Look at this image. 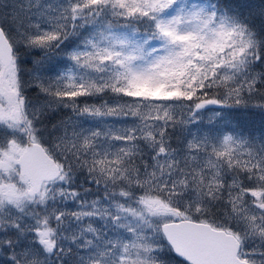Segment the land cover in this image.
I'll list each match as a JSON object with an SVG mask.
<instances>
[{"label":"snow or ice","instance_id":"snow-or-ice-1","mask_svg":"<svg viewBox=\"0 0 264 264\" xmlns=\"http://www.w3.org/2000/svg\"><path fill=\"white\" fill-rule=\"evenodd\" d=\"M250 107L264 4L0 0V264H264Z\"/></svg>","mask_w":264,"mask_h":264},{"label":"trees","instance_id":"trees-1","mask_svg":"<svg viewBox=\"0 0 264 264\" xmlns=\"http://www.w3.org/2000/svg\"><path fill=\"white\" fill-rule=\"evenodd\" d=\"M228 2L234 4V6L254 5L257 8L259 5L264 4V0H228ZM245 11L247 13L246 9ZM255 22L259 27L261 18L257 16ZM231 112L235 115L236 120L240 121L241 125L253 131L256 136L260 135V130L264 128V112L252 107L232 109Z\"/></svg>","mask_w":264,"mask_h":264},{"label":"rangeland","instance_id":"rangeland-1","mask_svg":"<svg viewBox=\"0 0 264 264\" xmlns=\"http://www.w3.org/2000/svg\"><path fill=\"white\" fill-rule=\"evenodd\" d=\"M233 3V2H232ZM234 6V4H232ZM61 59V56L57 53V54H53V62H57ZM210 107H214V106H210ZM232 111V110H229ZM212 113L209 110H203L202 116H201V122H200V126L202 128H208L211 127V125L208 124V119L209 117H211ZM230 119L233 121V123L235 124L236 122H239L238 120H236L235 115H233V113L231 112V117ZM220 127H222V125H218ZM194 129L196 127V125L192 126Z\"/></svg>","mask_w":264,"mask_h":264}]
</instances>
